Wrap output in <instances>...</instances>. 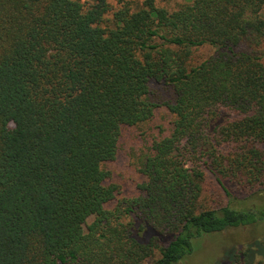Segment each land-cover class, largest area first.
<instances>
[{"label": "trees", "instance_id": "16d2710c", "mask_svg": "<svg viewBox=\"0 0 264 264\" xmlns=\"http://www.w3.org/2000/svg\"><path fill=\"white\" fill-rule=\"evenodd\" d=\"M160 1L0 0V264H179L264 219L225 185L264 194V0ZM152 83L171 127L117 199L103 165L152 118ZM215 263L264 264V239Z\"/></svg>", "mask_w": 264, "mask_h": 264}, {"label": "rangeland", "instance_id": "374dc122", "mask_svg": "<svg viewBox=\"0 0 264 264\" xmlns=\"http://www.w3.org/2000/svg\"><path fill=\"white\" fill-rule=\"evenodd\" d=\"M90 2V0H81ZM112 8L116 6V0H108ZM182 0H161L160 4L173 7ZM205 50L197 49L196 57L203 55ZM151 99L157 104L150 120L136 126L124 127L121 132L119 148L116 157L106 162L103 167L108 170V183L117 186V196L132 197L139 193V184L145 181V176L139 171V162L147 150V145L152 139L159 138L168 133L171 127L172 115L166 107V102L172 100V92L168 86L160 83H152L149 86ZM225 185L232 195L231 204L239 209L254 208L264 209V194H251L245 188L225 180ZM204 197L210 207H219L226 203L227 197L221 192L212 174L206 172L204 182ZM116 200L108 207H112ZM92 218L89 219V222ZM264 239V219L257 225L228 229L220 233H212L202 236L195 241L196 249L181 260L179 264H216L222 251L234 247L235 250H244L253 245L256 240ZM165 241V240H164ZM254 248V246H253ZM259 259H256V262ZM151 262L148 261L149 264Z\"/></svg>", "mask_w": 264, "mask_h": 264}]
</instances>
